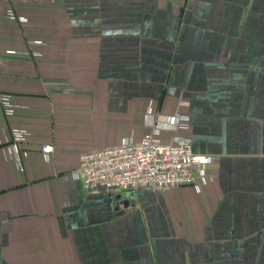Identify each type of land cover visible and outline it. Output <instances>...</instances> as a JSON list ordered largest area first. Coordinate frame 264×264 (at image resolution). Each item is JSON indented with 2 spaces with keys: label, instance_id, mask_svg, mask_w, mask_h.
Segmentation results:
<instances>
[{
  "label": "crops",
  "instance_id": "0c3cea01",
  "mask_svg": "<svg viewBox=\"0 0 264 264\" xmlns=\"http://www.w3.org/2000/svg\"><path fill=\"white\" fill-rule=\"evenodd\" d=\"M3 92L0 264H264V0H0ZM181 100L212 181L84 187L82 153L140 140L149 108Z\"/></svg>",
  "mask_w": 264,
  "mask_h": 264
},
{
  "label": "built area",
  "instance_id": "2783aa9c",
  "mask_svg": "<svg viewBox=\"0 0 264 264\" xmlns=\"http://www.w3.org/2000/svg\"><path fill=\"white\" fill-rule=\"evenodd\" d=\"M10 19L23 22L13 8L8 9ZM31 45L43 43L31 40ZM25 54L40 55L37 50ZM0 105L6 116L15 112L17 104L10 93H0ZM181 100L171 114L146 113V123L151 126L143 137L134 141L125 139L122 143L105 148L93 149L81 154L75 174L86 189L103 187L107 190L136 189L150 186L167 189L180 186H193L198 190L214 179L208 166L213 161L212 154L197 153L192 146V138L187 132L191 128L190 114L181 109L187 106ZM168 131V137L164 132ZM29 131L12 128L8 143L3 146L6 155H13L19 166L22 164L20 144L27 139ZM40 151L49 156L54 151L53 144L40 145Z\"/></svg>",
  "mask_w": 264,
  "mask_h": 264
},
{
  "label": "water",
  "instance_id": "95a60500",
  "mask_svg": "<svg viewBox=\"0 0 264 264\" xmlns=\"http://www.w3.org/2000/svg\"><path fill=\"white\" fill-rule=\"evenodd\" d=\"M106 203L107 205L110 207L111 205V196H108L107 199H106Z\"/></svg>",
  "mask_w": 264,
  "mask_h": 264
}]
</instances>
